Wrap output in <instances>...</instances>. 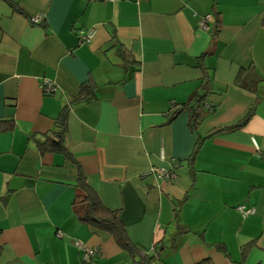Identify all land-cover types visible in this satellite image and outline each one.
I'll use <instances>...</instances> for the list:
<instances>
[{"label":"crops","instance_id":"1","mask_svg":"<svg viewBox=\"0 0 264 264\" xmlns=\"http://www.w3.org/2000/svg\"><path fill=\"white\" fill-rule=\"evenodd\" d=\"M205 78L214 110L193 130L174 114ZM66 108L67 153H41ZM0 120V264L132 263L74 212L79 167L135 260L264 264V0H0ZM173 162V182L151 173Z\"/></svg>","mask_w":264,"mask_h":264},{"label":"trees","instance_id":"2","mask_svg":"<svg viewBox=\"0 0 264 264\" xmlns=\"http://www.w3.org/2000/svg\"><path fill=\"white\" fill-rule=\"evenodd\" d=\"M218 24L219 19L217 18L216 30L218 29ZM200 66L202 69L204 68L203 64H200ZM209 86V78H205L203 80L200 93L194 94L188 104L177 110L174 114V118L184 110L189 111L190 126L193 130H197L204 118L214 110L212 105L209 109L205 106L210 95ZM243 87L253 93H256V88L252 85H244ZM81 94H86V88L82 89L80 95ZM66 114L67 108L58 118L57 128L59 131L54 132L52 135H46V139L43 142L37 143V147L41 153H67V149L65 147V136L67 131ZM253 115L254 110H251L238 124L226 128L225 130H238L245 127ZM13 129L14 123L12 121L0 120V132L10 131ZM77 188L82 194L76 196L73 208L79 220L82 223L90 225L101 231L109 232L115 238L119 246L133 257L131 264H147L150 261V258L146 255H143L140 261L135 260L136 255L140 254V249L136 247L129 239L124 224L121 220L120 212L110 210L102 203L96 192L88 184L86 176L80 167ZM246 253L247 250L245 249L244 254Z\"/></svg>","mask_w":264,"mask_h":264},{"label":"built area","instance_id":"3","mask_svg":"<svg viewBox=\"0 0 264 264\" xmlns=\"http://www.w3.org/2000/svg\"><path fill=\"white\" fill-rule=\"evenodd\" d=\"M108 1L116 2L117 0H108ZM42 19H43L42 16H37L35 18H32L31 21L34 24H40L42 23ZM212 22H214V18L211 15H207L202 19L200 23V27L205 30H208L209 24ZM94 35H95L94 30L79 31L78 32V37H79L78 44L84 45V44L90 43L93 40ZM41 88H42V92L44 93V95H53L57 92L56 84L53 81L48 80V79H45L41 82ZM205 106L206 108L209 109L211 105L209 103H206ZM179 168H180V164L178 162H173L172 169L167 170V169H162V168H153L151 173L158 176L159 178H163V179L173 182L177 178L176 170ZM237 211L240 212L244 217H248L250 215L255 214L254 208H247L245 206H239L237 208ZM76 246L81 251L83 260L86 263H91L93 259L98 257L100 253V251L97 248H89L85 244L79 241L76 242ZM203 264H210V263H203Z\"/></svg>","mask_w":264,"mask_h":264}]
</instances>
